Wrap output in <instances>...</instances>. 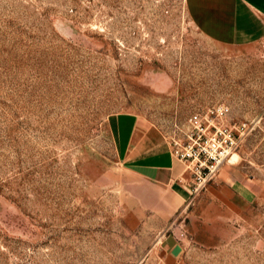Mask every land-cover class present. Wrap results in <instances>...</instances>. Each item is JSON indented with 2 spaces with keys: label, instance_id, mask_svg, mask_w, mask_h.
Wrapping results in <instances>:
<instances>
[{
  "label": "rangeland",
  "instance_id": "1",
  "mask_svg": "<svg viewBox=\"0 0 264 264\" xmlns=\"http://www.w3.org/2000/svg\"><path fill=\"white\" fill-rule=\"evenodd\" d=\"M229 1L0 0V264H264V38L197 26ZM221 106L206 134L231 153L196 176L173 146ZM118 135L173 154L188 191L123 164Z\"/></svg>",
  "mask_w": 264,
  "mask_h": 264
},
{
  "label": "crops",
  "instance_id": "2",
  "mask_svg": "<svg viewBox=\"0 0 264 264\" xmlns=\"http://www.w3.org/2000/svg\"><path fill=\"white\" fill-rule=\"evenodd\" d=\"M214 11L217 10L204 8L197 24L199 28L208 30L210 36L238 46L249 45L264 38V0H230L228 7L216 14ZM115 125L117 128V122ZM118 153L123 164L136 169L139 175L149 180L171 184L183 181L184 172L171 153L148 152L146 146L133 153L130 142L120 135ZM182 183L178 184L179 190L185 193L188 191V183ZM228 194L230 198L227 203L233 210L255 199L254 191L240 181L230 185Z\"/></svg>",
  "mask_w": 264,
  "mask_h": 264
},
{
  "label": "built area",
  "instance_id": "3",
  "mask_svg": "<svg viewBox=\"0 0 264 264\" xmlns=\"http://www.w3.org/2000/svg\"><path fill=\"white\" fill-rule=\"evenodd\" d=\"M227 110L224 107L214 108L206 116L201 113L190 118L193 133L184 144L175 142L174 154L182 161L194 164V174L199 176L201 170L207 175L213 173L218 166L230 155L232 142L222 130L216 129L212 134H206L211 123L209 117L222 118ZM208 124V126H206Z\"/></svg>",
  "mask_w": 264,
  "mask_h": 264
}]
</instances>
